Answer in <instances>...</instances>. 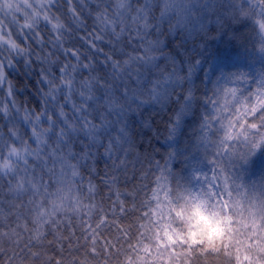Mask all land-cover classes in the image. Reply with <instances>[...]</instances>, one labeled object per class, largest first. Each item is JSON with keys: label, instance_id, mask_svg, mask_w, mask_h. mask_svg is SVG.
<instances>
[{"label": "clouds", "instance_id": "obj_1", "mask_svg": "<svg viewBox=\"0 0 264 264\" xmlns=\"http://www.w3.org/2000/svg\"><path fill=\"white\" fill-rule=\"evenodd\" d=\"M0 264H264V0H0Z\"/></svg>", "mask_w": 264, "mask_h": 264}]
</instances>
